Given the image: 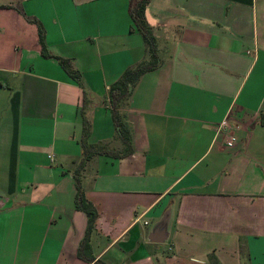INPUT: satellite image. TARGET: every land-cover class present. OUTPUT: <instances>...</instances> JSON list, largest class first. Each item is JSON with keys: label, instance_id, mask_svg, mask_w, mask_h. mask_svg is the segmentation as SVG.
I'll return each mask as SVG.
<instances>
[{"label": "crops", "instance_id": "1", "mask_svg": "<svg viewBox=\"0 0 264 264\" xmlns=\"http://www.w3.org/2000/svg\"><path fill=\"white\" fill-rule=\"evenodd\" d=\"M7 5L41 22L84 88ZM129 9L0 0V264H95L78 256L89 223L76 208L83 144L117 156L93 155L78 172L98 212L95 262L264 264V0L151 1L160 65L118 111L126 144L109 88L149 59ZM225 120L233 129L220 130ZM162 221L168 239L153 244Z\"/></svg>", "mask_w": 264, "mask_h": 264}, {"label": "trees", "instance_id": "2", "mask_svg": "<svg viewBox=\"0 0 264 264\" xmlns=\"http://www.w3.org/2000/svg\"><path fill=\"white\" fill-rule=\"evenodd\" d=\"M152 0H130V9L129 14L133 21L134 28L131 30L132 32H139L142 36L146 49H147V56L149 59H145L144 61L140 62L139 64L128 68L124 74L109 88V98L110 103L112 106V116L115 123L116 130L120 137L122 138L124 143H128V137L130 136L128 130L124 128V125L121 121V116L119 115L118 111L125 103V101L129 100L131 96H133L134 91L141 80V78L148 72H151L159 67L160 65V58L158 55V45L157 39L154 35L153 27L147 24L146 22V11L151 3ZM6 9H15L19 11L21 14L24 15L22 10L14 5H7L3 6ZM28 22H31L37 25L39 30V42L42 47V55L43 57L50 59L55 58L59 61L62 68L66 71V73L79 85L84 88L83 79L81 72L75 67L74 62L71 59L63 58L61 56H56L51 53L47 46V35L46 31L41 24V22L34 18L26 17ZM85 96V95H84ZM262 123L264 124V117L262 118ZM91 130V123L89 121H85L84 124V133L88 134ZM84 150V158L78 166V170L75 174V179L77 182V196H76V208L85 212L88 216L89 223L87 228V233L85 239L81 243L78 256L82 260L86 261L87 263H95V264H104L100 261L95 262V258L92 254V247L90 244V236L94 230L95 222L98 218V212L94 205L90 203L86 198L84 191L82 189L80 179L78 177V172L82 169L88 159L93 155L100 154V155H108L114 156L113 153L103 151L101 149H97L94 147H88L83 144Z\"/></svg>", "mask_w": 264, "mask_h": 264}, {"label": "water", "instance_id": "3", "mask_svg": "<svg viewBox=\"0 0 264 264\" xmlns=\"http://www.w3.org/2000/svg\"><path fill=\"white\" fill-rule=\"evenodd\" d=\"M168 235L166 233V224L164 221L160 222L155 226L149 236V241L153 244H162L166 242Z\"/></svg>", "mask_w": 264, "mask_h": 264}, {"label": "built area", "instance_id": "4", "mask_svg": "<svg viewBox=\"0 0 264 264\" xmlns=\"http://www.w3.org/2000/svg\"><path fill=\"white\" fill-rule=\"evenodd\" d=\"M231 129H233V124L229 120H225L220 126L221 131L222 130H231Z\"/></svg>", "mask_w": 264, "mask_h": 264}, {"label": "rangeland", "instance_id": "5", "mask_svg": "<svg viewBox=\"0 0 264 264\" xmlns=\"http://www.w3.org/2000/svg\"><path fill=\"white\" fill-rule=\"evenodd\" d=\"M114 84V83H113ZM112 84V85H113ZM85 93H84V95L86 96V92L87 91H84ZM88 93V92H87ZM121 121H122V119H121ZM153 248H161L163 245H151ZM156 252H157V254H158V256H160V254L163 256V250H155Z\"/></svg>", "mask_w": 264, "mask_h": 264}]
</instances>
